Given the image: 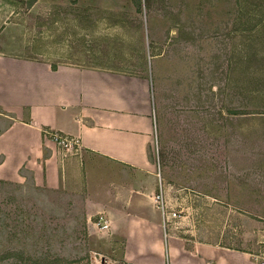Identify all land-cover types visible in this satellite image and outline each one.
I'll return each mask as SVG.
<instances>
[{"label":"rangeland","instance_id":"obj_1","mask_svg":"<svg viewBox=\"0 0 264 264\" xmlns=\"http://www.w3.org/2000/svg\"><path fill=\"white\" fill-rule=\"evenodd\" d=\"M1 26L0 52L148 76L165 232L264 259V101L240 61L264 54V0H0ZM23 172L0 179V264L121 262L97 248L80 173Z\"/></svg>","mask_w":264,"mask_h":264},{"label":"crops","instance_id":"obj_2","mask_svg":"<svg viewBox=\"0 0 264 264\" xmlns=\"http://www.w3.org/2000/svg\"><path fill=\"white\" fill-rule=\"evenodd\" d=\"M30 53L0 52L1 180L27 171L55 188L80 173L87 215L107 224L97 248L121 262L260 264L248 251L165 232L148 76ZM44 130L73 143L63 147Z\"/></svg>","mask_w":264,"mask_h":264},{"label":"trees","instance_id":"obj_3","mask_svg":"<svg viewBox=\"0 0 264 264\" xmlns=\"http://www.w3.org/2000/svg\"><path fill=\"white\" fill-rule=\"evenodd\" d=\"M255 50V49H254ZM252 49V52L249 49H246V52H248L245 56L240 58V61L242 62L245 70L247 71L246 77L248 79H253L251 81H247L246 85H251L252 86V92H250V99H257V98H261V101H264V71H260L263 70L264 68V64L262 63H255L253 62V60L257 59V57L260 60H264V54H259L257 52V50L254 51ZM256 68H258V71L255 70ZM259 72V74H257V76L255 77L256 73ZM259 79V80H258ZM260 96V97H259ZM264 103V102H263ZM231 112H237L235 109L231 110ZM246 113V111H244ZM255 112H264V109L261 111H255ZM228 246V245H225ZM231 247V246H228ZM238 249V248H236Z\"/></svg>","mask_w":264,"mask_h":264},{"label":"built area","instance_id":"obj_4","mask_svg":"<svg viewBox=\"0 0 264 264\" xmlns=\"http://www.w3.org/2000/svg\"><path fill=\"white\" fill-rule=\"evenodd\" d=\"M44 132H47L50 134V136L53 138V140L57 143V144H60L62 146H67V145H71L73 142L71 139L67 138L66 136H63L61 134H59L58 132H55V131H47V130H44ZM157 176H159V173L158 171L156 172ZM162 183L159 185V190L154 194V201L156 202L160 212H161V215H162V224L163 226H165V217H168L170 215L174 216L175 215V212L172 211L171 213L169 214H166L164 213V210L162 208V202H161V198H162V187H161ZM98 224L100 225V228H105L106 227V223L105 221L99 223ZM99 255V258L100 259H104L103 261H105V263L103 264H106L107 261H109V257L107 255H101V254H98ZM103 257V258H102ZM98 263V262H97ZM101 264V263H99ZM117 264H128L127 262H120V263H117ZM260 264H264V259L260 260Z\"/></svg>","mask_w":264,"mask_h":264},{"label":"bare ground","instance_id":"obj_5","mask_svg":"<svg viewBox=\"0 0 264 264\" xmlns=\"http://www.w3.org/2000/svg\"><path fill=\"white\" fill-rule=\"evenodd\" d=\"M93 264H97V261H96V262L94 261V263H93ZM106 264H107V262H106Z\"/></svg>","mask_w":264,"mask_h":264}]
</instances>
